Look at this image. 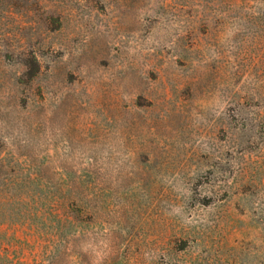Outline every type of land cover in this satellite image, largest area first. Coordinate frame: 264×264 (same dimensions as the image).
<instances>
[{
    "label": "rangeland",
    "instance_id": "obj_1",
    "mask_svg": "<svg viewBox=\"0 0 264 264\" xmlns=\"http://www.w3.org/2000/svg\"><path fill=\"white\" fill-rule=\"evenodd\" d=\"M0 264H264V0H0Z\"/></svg>",
    "mask_w": 264,
    "mask_h": 264
}]
</instances>
